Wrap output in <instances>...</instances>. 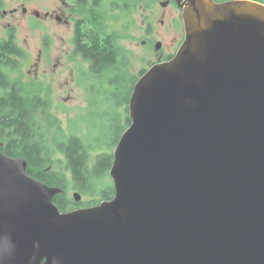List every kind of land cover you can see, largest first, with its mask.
<instances>
[{
    "label": "water",
    "instance_id": "1",
    "mask_svg": "<svg viewBox=\"0 0 264 264\" xmlns=\"http://www.w3.org/2000/svg\"><path fill=\"white\" fill-rule=\"evenodd\" d=\"M182 20L131 91L111 200L61 212L0 151V264H264V8L189 0Z\"/></svg>",
    "mask_w": 264,
    "mask_h": 264
},
{
    "label": "trees",
    "instance_id": "2",
    "mask_svg": "<svg viewBox=\"0 0 264 264\" xmlns=\"http://www.w3.org/2000/svg\"><path fill=\"white\" fill-rule=\"evenodd\" d=\"M95 15L76 23L74 54L89 66L80 71V76L90 83L91 97L97 101L105 98L113 108L106 113L111 119L105 120L97 129L91 127L85 138L75 133L64 136L58 121L50 119L46 122L54 127L55 132L52 141H47V130L40 121L47 106L38 94H28L21 80V65L27 57L26 52L19 46L13 30L8 32L7 38H0V151L7 157L25 160L29 176L61 189L63 192L53 198L61 212L77 206L66 196V173L73 183V190L79 195H90L92 187L108 177L112 164L110 151L130 124L127 118L118 122L115 112L122 104L128 103L131 94V89H123L120 79V73H126L129 66L128 53L120 46L119 36L108 33L103 20L96 19ZM144 72L141 71L139 76ZM107 73H115V77H106ZM137 80L132 79L131 84ZM96 82L99 83L97 89L94 87ZM104 85L109 87L107 91L103 90ZM104 148L107 151L101 152ZM52 150L63 155L65 172L55 169L50 159ZM102 186L98 192L100 200L92 201L91 205L112 199V185Z\"/></svg>",
    "mask_w": 264,
    "mask_h": 264
},
{
    "label": "rangeland",
    "instance_id": "3",
    "mask_svg": "<svg viewBox=\"0 0 264 264\" xmlns=\"http://www.w3.org/2000/svg\"><path fill=\"white\" fill-rule=\"evenodd\" d=\"M4 1L2 10L5 14L0 13V37H5L7 30L14 28L17 42L26 52L27 57L21 65V80L26 92L30 95L38 94L47 106L46 113L42 111L40 116V121L47 130V141H52L55 132L54 127H50V123L46 122L47 120L56 119L64 136L75 133L83 138L91 132V127L97 129L105 120H110L109 114L106 113H109L113 106H110L105 98L94 100L90 94L92 88L90 83L80 76V71L86 70L88 64L73 55L74 20L59 21L53 17L48 19L44 17L49 10L61 9L59 2L57 0ZM23 8L27 10L26 15L22 14ZM34 12H38L40 16L35 17ZM143 14L144 11L139 8L123 11L113 10L111 7L107 13L102 14L108 33H116L119 36L120 46L128 53L129 66L126 68V73H120L124 90L128 88L132 91L135 83L131 84V80L140 78V72L150 65L151 56L139 43L144 26ZM109 76L115 77V73H107L106 77ZM98 84L96 82L94 85L96 89ZM108 89V86H103L104 91ZM127 106L128 103L122 104L118 109L114 108L118 114V122H123L126 118ZM113 149L110 151L111 154ZM106 151L105 148L101 150V152ZM50 159L55 169L65 172L61 153L52 150ZM66 179V196L75 203L73 195L78 192L73 190V183L67 173ZM102 184L112 185L109 176L99 185L97 183L92 187L90 195H80V201L75 204L86 208L95 206V204L91 205V202L100 200L98 192L103 188Z\"/></svg>",
    "mask_w": 264,
    "mask_h": 264
},
{
    "label": "flooded vegetation",
    "instance_id": "4",
    "mask_svg": "<svg viewBox=\"0 0 264 264\" xmlns=\"http://www.w3.org/2000/svg\"><path fill=\"white\" fill-rule=\"evenodd\" d=\"M210 1L215 4L249 3L264 8V0ZM57 2L61 5V9L49 10V12L44 14V17L47 19L53 17L59 21L63 19L66 21L74 20L72 43L73 55L75 57H78L74 54V30L76 23L81 20L90 19L91 14H96V19H102V14L107 13L110 7L113 10L121 9L128 11L133 8H139L144 11L142 19L144 26L139 43L151 56L150 65L147 69L155 64L171 60L184 40L182 14L189 0H57ZM4 4L5 1L0 0V13L2 12V14H5V11L2 10ZM22 14H27L25 8L22 9ZM34 15L35 17L40 16L38 12H34ZM10 30H13L16 35L15 29L10 28L7 30L6 36L0 38H7ZM126 118L129 119L128 108ZM83 208L86 207L77 204L76 207L70 210Z\"/></svg>",
    "mask_w": 264,
    "mask_h": 264
}]
</instances>
